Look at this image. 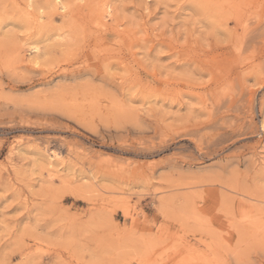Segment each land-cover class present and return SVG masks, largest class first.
<instances>
[{
	"label": "rangeland",
	"instance_id": "rangeland-1",
	"mask_svg": "<svg viewBox=\"0 0 264 264\" xmlns=\"http://www.w3.org/2000/svg\"><path fill=\"white\" fill-rule=\"evenodd\" d=\"M0 264H264V0H0Z\"/></svg>",
	"mask_w": 264,
	"mask_h": 264
},
{
	"label": "bare ground",
	"instance_id": "bare-ground-1",
	"mask_svg": "<svg viewBox=\"0 0 264 264\" xmlns=\"http://www.w3.org/2000/svg\"><path fill=\"white\" fill-rule=\"evenodd\" d=\"M60 155L59 152H56L55 150L54 151H51V156L52 157H58ZM59 158V157H58Z\"/></svg>",
	"mask_w": 264,
	"mask_h": 264
}]
</instances>
